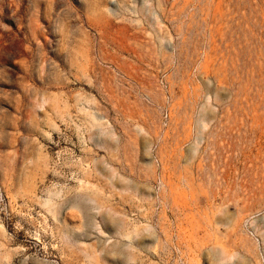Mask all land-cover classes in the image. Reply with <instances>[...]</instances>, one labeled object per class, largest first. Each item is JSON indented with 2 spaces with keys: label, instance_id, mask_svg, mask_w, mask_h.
<instances>
[{
  "label": "rangeland",
  "instance_id": "1",
  "mask_svg": "<svg viewBox=\"0 0 264 264\" xmlns=\"http://www.w3.org/2000/svg\"><path fill=\"white\" fill-rule=\"evenodd\" d=\"M0 264H264V0H0Z\"/></svg>",
  "mask_w": 264,
  "mask_h": 264
}]
</instances>
